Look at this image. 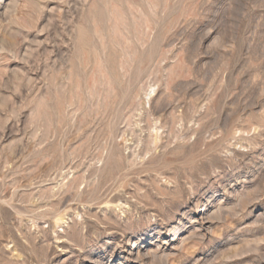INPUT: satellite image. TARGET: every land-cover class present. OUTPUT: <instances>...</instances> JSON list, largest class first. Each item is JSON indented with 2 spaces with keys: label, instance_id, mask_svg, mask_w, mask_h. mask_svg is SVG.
<instances>
[{
  "label": "rangeland",
  "instance_id": "obj_1",
  "mask_svg": "<svg viewBox=\"0 0 264 264\" xmlns=\"http://www.w3.org/2000/svg\"><path fill=\"white\" fill-rule=\"evenodd\" d=\"M0 264H264V0H0Z\"/></svg>",
  "mask_w": 264,
  "mask_h": 264
}]
</instances>
